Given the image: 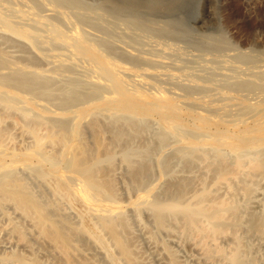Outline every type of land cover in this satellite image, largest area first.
Listing matches in <instances>:
<instances>
[{"label":"bare ground","instance_id":"obj_1","mask_svg":"<svg viewBox=\"0 0 264 264\" xmlns=\"http://www.w3.org/2000/svg\"><path fill=\"white\" fill-rule=\"evenodd\" d=\"M46 1L55 14L66 18L70 26L68 30L51 23L45 13H38L32 8H13L0 0V37L4 43L31 53L23 58L24 62H14L0 49V108L8 118L13 113L19 115L22 120L19 131L30 139L29 144L24 143L26 145L16 143L11 130H7L9 128H5L3 125L6 124L0 120V208L4 202H10L29 219L38 234L56 251L61 264H99L85 256V251L90 249H95L108 264H140L126 235L129 227L127 207L132 209V215L137 220L139 209L146 207L151 210L153 222L160 228L171 227L174 222L181 233L190 235L199 245L203 252L201 257L208 261L212 259L210 264L247 262L244 258L250 248L248 241L256 235L260 238L264 226L260 211L257 215L254 209L247 207L245 211L242 208L250 203L258 206L256 203H260V199L257 197L261 193L255 192V178L264 182V57L249 50L228 55L230 59L220 65L224 64L223 69L229 73L219 72L223 76L221 79L212 76L189 79L191 84L187 89L184 87L186 90L181 100L175 94L165 93L152 80L162 75L156 67L159 55L133 52L130 54L132 63L136 61L140 65L135 62L136 67H133L135 64L125 66L120 58L110 56L112 43L103 46L109 39H99L103 47L100 44L96 46L94 37L89 39L71 21L68 17L71 14L68 15L62 8L68 0ZM146 1L126 0L130 5L138 6ZM161 1L163 14L171 13L176 7V0ZM94 23L92 27L99 25ZM139 41L136 42L140 44ZM57 47L62 50L57 51ZM44 48L51 51L46 52ZM38 59L43 60V64L44 61L50 64L51 68L37 67ZM222 59L219 61L223 62ZM76 65L83 69V80L69 76L70 68ZM64 74L68 77L67 81L58 90L54 87L59 91L57 94L51 79ZM192 88H199L202 94L193 95ZM17 92L31 96H21ZM52 99L56 101L58 111L50 110L41 102ZM14 115L12 118L17 117ZM99 116L110 120L104 128L111 131L110 139L117 144L124 136L138 133L144 127L146 118L155 116L161 125L159 140L173 137L189 165L196 157L206 161L214 171V185H222L227 196L219 198L202 187L185 198V191L180 187L168 191L167 199H160L157 194L158 197L150 198L151 188L147 187L141 188L133 198L119 201L112 177L99 174L100 162L110 159V154L94 152L83 135L85 121L95 130L93 134L96 137L104 129L99 123ZM211 154L214 155L212 161ZM20 171H27L29 176L34 177L41 190L33 191ZM129 178L131 186L137 187L142 183L139 171L131 172ZM238 194L240 199L243 198L244 205L242 200H238ZM65 211L71 213L74 221ZM14 224L12 231L23 241V245L29 246L24 242L25 234L20 230L22 226ZM239 229L242 232L238 236L236 231ZM220 237H226L227 249L216 244ZM163 249L168 254V260L163 262L171 263L174 257L172 259L168 248ZM9 257L20 264H50L34 255L25 256L17 252L9 254Z\"/></svg>","mask_w":264,"mask_h":264},{"label":"rangeland","instance_id":"obj_2","mask_svg":"<svg viewBox=\"0 0 264 264\" xmlns=\"http://www.w3.org/2000/svg\"><path fill=\"white\" fill-rule=\"evenodd\" d=\"M47 2L48 1L46 0H1L2 4L9 5L13 8L23 10L32 8L38 13H45L49 17L51 23L59 25L63 30H68L70 26L66 23V18L55 14L50 9ZM65 5H69L71 9L69 7H63ZM175 5L176 7H174L171 13L168 12L164 14L162 13L161 0H147L142 6L130 5L126 2V0H68L66 4L62 5V8L68 15L71 14L68 17H70L71 21L74 22L89 39L94 37V41L97 43L96 46L99 44L100 46L103 45L101 40L105 41L109 39L110 41L108 40V42H104L103 46H107L109 43H112L113 45L111 44L109 48L112 50L113 54L111 53L110 56L118 60L120 58V61L123 62L125 66H133V64H135L136 61L132 63L130 58V54L133 52L134 54L135 52H143L145 55L153 54L159 55V58L162 57L161 59L157 57L159 62H157L156 66L160 72L162 71V75L160 77H154L152 80L165 93L170 95L175 94L181 100L184 97V89L191 84L189 79H201L205 76H212L213 78L215 77V79H221L223 78L221 74L229 73V71L223 69L224 64H222V67L220 65L221 63H224L227 58L230 59L228 55L233 56V54H237L241 50H249L252 54H260L258 56L264 57V0H176ZM121 12L124 13L122 14ZM12 13L18 14L15 11H12ZM84 22L87 24L86 26H89L91 29L88 28V30L87 28H84ZM94 22H98L97 24L99 25H96V27L98 26L97 28L95 26L92 27V25L95 24ZM115 22L117 25H115ZM77 23L82 24L78 25ZM66 26L69 27L66 28ZM100 28L103 29L100 30ZM91 30L94 31L93 34H91ZM87 31L90 32L86 33ZM95 32H98V35L95 34ZM104 33L107 35H103ZM108 36L110 37L108 38ZM102 37H104V39ZM1 39L2 38L0 37V49H2L12 61L24 62L22 61L23 58L25 59L31 54L27 50L11 46L7 42L4 43V40ZM141 39L142 41H139ZM91 40H93V38ZM135 40L139 41L140 44ZM130 43H133L135 48L133 45L130 47ZM155 43L158 44V47H155V45H157ZM154 47L156 51L153 49ZM59 48L60 47H57L55 49H57V51L62 50ZM44 51L50 52L51 50H49V48H44ZM117 52L118 54L116 56L115 54ZM118 55L120 56L118 57ZM209 58L210 60H208ZM211 58H215V62ZM221 59L223 62L219 61ZM38 63H40V65ZM44 64L43 60L41 61V59H38L36 66L42 69L51 68L50 64L45 63V61ZM136 64L140 65V63L137 62ZM136 64L133 67H136ZM217 65L220 67H218L219 69L217 68ZM70 69L71 71L69 76L83 80V69L80 68V66L76 65ZM211 70L214 71L212 72ZM219 72L222 73L220 74ZM67 78L68 77L65 76V74L64 76L57 75L53 77L51 80H55L56 82L53 83V81H51L52 88L57 87L56 89L58 90V87L60 88L63 83H66ZM56 89L54 88V91L58 94L59 91ZM196 89L192 88L193 92L191 91V93L193 95L199 96L202 94L199 88L197 90ZM215 89L219 90L218 87ZM195 90L196 92H194ZM17 93L21 96H31L30 94L24 92ZM41 102H44L50 110L58 111L55 100H42ZM176 102L178 105L182 106L181 103L178 101ZM14 114L17 116V113H13L8 118V116H4L5 114H3L1 109L0 117L3 119L6 118L5 120L0 119L2 120L1 123L6 124L3 126L5 128H9L7 130H11L16 143H23V145H26L24 143H27L28 141L30 142V139L27 135H21L19 131L20 128L18 127L22 120L18 117L19 115L15 117L16 120L15 118H12V116H15ZM89 117L90 116H88V118ZM154 118L156 117L151 116L149 119L146 118L147 121L145 122L144 127L138 133L131 134L130 137H128L129 134L124 136L123 139L118 140V144L110 139L112 135L111 131L108 128H104V126L107 127V124L110 122L106 116L98 117L100 120L99 123L101 122L100 124L104 128L101 129V131L99 130L103 133L100 134L99 132V136L97 135L98 138L96 137V134H93V132L95 133V130L89 126L88 122H84L82 129L83 135H85L84 138L86 137L85 142L87 145L96 153L106 152L108 155L110 154V159H104L100 162L99 174L101 173L100 175L103 174L102 176L105 175V177L106 175L107 177L109 175L112 177L118 194V200L125 202L129 198H133L139 191H141V188L143 190L147 187L151 188L152 194H150V198L155 196L158 197L157 195H159L160 199H167L168 191L176 188L179 189L180 187L185 191H183L184 197L188 198L193 191L206 187L210 193L212 192L215 196L225 199L227 195L225 190H223V186L214 185L213 181L215 174L214 171L210 169L209 164L196 157L193 160V163L189 165V163H187V158L185 156L183 157L173 137L167 136L164 141H160L158 138L161 130L160 121L156 118L157 122ZM87 121L90 120L87 119ZM120 128L123 127L120 126ZM41 130L45 131V128H41ZM29 142L27 144H29ZM98 147H101L102 149ZM105 149H108V152ZM213 156L214 155L211 154V161ZM134 171L140 172L142 185H137V187L140 186L139 188H137L136 185H133L134 187L131 186L132 183L129 181L130 174ZM20 175L26 179L28 185L33 191L37 192L41 190V185H39L38 181L34 177L29 176L27 171H20ZM255 183V192L257 191V193H261L260 196L263 197H257L260 199V203L258 201V203H256L258 206L255 207V203L249 204V202L248 204L250 206L247 204L244 205L243 198L241 197L240 199V194H238V200H242L241 203L244 205H242L243 210L248 208L251 210L254 209V211L256 210L255 214L260 211L259 215L262 214L263 222L264 182L260 180V178L256 177ZM202 184L205 186H202ZM175 185L177 186L175 187ZM214 189L217 190L215 191ZM145 208L142 207L139 209L140 214L138 216V220L135 218V215H132L131 208L127 207L126 211V218H128L129 221V227L126 230V235L128 236L129 245L137 259L140 261V264H166L167 262H163V260H168V254H165V250L163 248H168L172 254V259L174 257V260L168 264H210L212 259L208 261L206 258L201 257L203 252L198 247L199 245L194 243V240H192L190 235L181 233L174 222H172V225L169 224L171 227H158L154 223V219H152L153 216H151V210ZM65 212L68 217L74 221L73 216L70 215L71 213H68L67 211ZM14 223H16L18 227L22 226V228L20 227V230L25 234L23 238L24 242L26 241L29 246L23 245V241H20L17 234L12 231V226L15 225ZM173 223L175 225H173ZM262 228L263 230H261L263 232L261 233L263 237L260 235L259 238V236L256 235L257 238L254 236L250 240L248 239V245L250 248H248L249 252L245 254L247 257L244 255V260L246 261L247 259V262L244 261L246 264H251L254 261L256 262L254 264H264V226H262ZM241 232L242 230L239 229L236 231V234L238 233L239 236ZM38 235V232L29 219L22 216L10 202H4L0 208V264H20L9 257V254L13 252L21 253L25 256L34 255L42 262L45 261L50 264H61L60 257L53 247L45 238ZM220 238L216 240V244L221 246L223 249L226 247L228 248V241L226 240V237ZM261 239L263 240L261 241ZM250 242L253 245H251ZM85 256L91 260H96L99 264H108L95 249L85 251ZM163 256L164 258H167L164 259L162 258Z\"/></svg>","mask_w":264,"mask_h":264}]
</instances>
